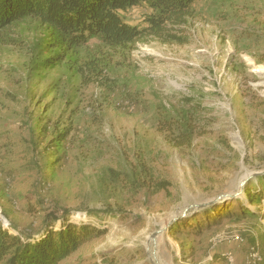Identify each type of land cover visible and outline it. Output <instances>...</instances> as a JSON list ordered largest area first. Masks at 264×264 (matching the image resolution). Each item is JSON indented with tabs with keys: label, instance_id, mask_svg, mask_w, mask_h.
Wrapping results in <instances>:
<instances>
[{
	"label": "rangeland",
	"instance_id": "obj_1",
	"mask_svg": "<svg viewBox=\"0 0 264 264\" xmlns=\"http://www.w3.org/2000/svg\"><path fill=\"white\" fill-rule=\"evenodd\" d=\"M152 12L121 14L144 27ZM177 28L74 48L37 20L0 29L1 226L35 241L67 214L104 232L57 264H153L161 228L162 264H264V177L244 184L256 203L196 207L264 171V0H195Z\"/></svg>",
	"mask_w": 264,
	"mask_h": 264
},
{
	"label": "trees",
	"instance_id": "obj_2",
	"mask_svg": "<svg viewBox=\"0 0 264 264\" xmlns=\"http://www.w3.org/2000/svg\"><path fill=\"white\" fill-rule=\"evenodd\" d=\"M195 0H0V29L17 20L32 19L48 27L57 44L68 48L85 46L92 38L109 47H127L149 37L164 41L177 38L174 33L187 21ZM146 3L153 12L147 25L139 27L128 22L121 11ZM61 56V55H60ZM60 58V57H59ZM93 62H87L91 65ZM96 70V67H94ZM103 70L97 72L101 75ZM187 114V112L185 111ZM184 118H186L184 116ZM191 126L180 123L168 128L176 145L188 143ZM264 176H260L263 178ZM251 203L259 198L251 188L245 189ZM249 211L242 206V212ZM239 213H232L238 216ZM67 216V214H65ZM64 216L58 229L47 228L43 237L31 241L13 234L0 224V264H57L68 257L91 235L103 234L90 224L68 222ZM59 217L52 216L49 225Z\"/></svg>",
	"mask_w": 264,
	"mask_h": 264
},
{
	"label": "bare ground",
	"instance_id": "obj_3",
	"mask_svg": "<svg viewBox=\"0 0 264 264\" xmlns=\"http://www.w3.org/2000/svg\"><path fill=\"white\" fill-rule=\"evenodd\" d=\"M159 55V54H158ZM171 83L172 84H174L177 88H180V89H182L183 87H184V84L183 83H179V82H177L176 80H171ZM227 103H226V105H225V107H227ZM224 106V105H223ZM239 140V145H240V147L242 148L243 147V144H242V141L240 140V139H238ZM243 151V150H242ZM244 170H246L245 172V174H244V176H242V179L243 180H241V181H244V179L245 178H247L252 172L251 171H249V170H247V169H244ZM242 187H244V186H242ZM243 188H241L240 190H238L237 192H240L241 190H242ZM236 192V193H237ZM245 192V191H244ZM243 196H244V194H243ZM188 195H186V200H185V204L187 203V201H188ZM198 204H200V203H198ZM198 204H196V205H198ZM161 232H163V230L161 231ZM160 232V233H161ZM162 234V233H161ZM160 237H161V235H160ZM155 239V234L154 235H152V236H148V240H149V242L151 241V245L149 244V256H150V259L153 261V264H162V261H161V255L158 253L159 251H158V247H157V242H156V240L155 241H153ZM164 264V263H163Z\"/></svg>",
	"mask_w": 264,
	"mask_h": 264
},
{
	"label": "water",
	"instance_id": "obj_4",
	"mask_svg": "<svg viewBox=\"0 0 264 264\" xmlns=\"http://www.w3.org/2000/svg\"><path fill=\"white\" fill-rule=\"evenodd\" d=\"M262 175H264V171L252 172L247 178L244 179V181L241 182V186H244V184L249 179V177H251V176L259 177V176H262ZM242 188L243 189L240 192L220 194V195L214 197L213 199H211L209 201H205L203 203H200V204L196 205V207L202 209V208H206V207H210L212 205H215V204L219 203L221 200H226L228 198H240V197L243 196V193H244V190H245L244 187H242ZM185 215H186V210L183 212V214L181 216H185ZM176 217H179V216H176ZM173 219H175V218H173ZM164 229L165 228H161V229L157 230L154 234L160 233Z\"/></svg>",
	"mask_w": 264,
	"mask_h": 264
},
{
	"label": "built area",
	"instance_id": "obj_5",
	"mask_svg": "<svg viewBox=\"0 0 264 264\" xmlns=\"http://www.w3.org/2000/svg\"><path fill=\"white\" fill-rule=\"evenodd\" d=\"M0 212H1V209H0ZM2 226H3L4 229L8 230L9 232L14 233V234L16 233L15 230H13L14 232L11 231V229H10V223L8 221H3V225ZM252 264H254V263H252Z\"/></svg>",
	"mask_w": 264,
	"mask_h": 264
}]
</instances>
